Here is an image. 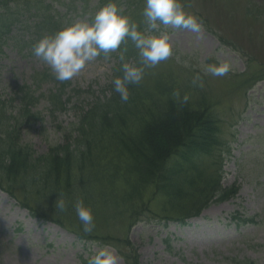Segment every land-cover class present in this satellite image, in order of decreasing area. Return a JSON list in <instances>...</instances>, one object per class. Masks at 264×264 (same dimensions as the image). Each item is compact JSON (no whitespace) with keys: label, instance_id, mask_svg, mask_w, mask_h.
<instances>
[{"label":"rangeland","instance_id":"374dc122","mask_svg":"<svg viewBox=\"0 0 264 264\" xmlns=\"http://www.w3.org/2000/svg\"><path fill=\"white\" fill-rule=\"evenodd\" d=\"M250 1L181 0L186 12L200 17L208 25L209 33L206 27L201 33L173 32L167 29L174 54H178L180 60L187 57L185 62L197 69L190 70L185 66L170 64L172 59L161 62L155 68L146 69L138 85V89L146 96H135L138 102H145L138 111L143 123L154 119L156 113L169 110L167 106L170 102H173L171 104L176 110H186L184 107L193 104L196 97L190 91V94L186 93L187 102L183 103V100L175 96V99L169 98L168 101L156 83L163 86L162 82L167 81L169 84L172 80L180 81L182 78L193 83V78L199 72L203 75V87L193 85L198 93H203L200 100L202 106H205L202 99L205 98L207 104H210L215 97L221 96L226 105L223 118L227 125L234 123L239 108L243 106L240 98L243 88L238 86L240 80L235 76L226 78L204 75L200 61L203 63L205 59L214 56L218 62H230L232 71L237 73L253 67L256 72L261 71L264 65V20L254 21L244 15V9ZM55 9L64 12L63 8L55 6ZM87 17L82 21H86ZM145 34L149 32L145 30ZM218 39L231 47L229 52L223 50L216 53L220 43ZM126 44L131 48L130 53L137 55L134 44L130 40ZM113 62H92L78 77L71 80L73 85L80 84L83 90L89 89L96 82V85L90 87L91 93L58 97L47 93L50 87H42L38 91L33 86L29 88L28 76L33 70H39L40 62H30L13 49H1L0 108L2 123L5 124L1 127H5L6 133L4 137L0 136V141L6 140L3 142L12 151L22 150L17 155L19 159L24 157L22 154H27L29 160L13 168L9 176L6 174L5 181L0 185L12 190L33 211H38V216L49 221L55 219L67 229L78 232L77 236L83 238L84 244H78L73 233H67L48 221L36 222L28 216L22 217L24 213L0 192V264H82L80 255L87 261V257L94 254L99 245L115 248L124 257L119 264H264V224H261V218L264 217V82L250 94V105L247 112L242 113L245 119L238 123L237 144L233 146L232 154L230 152L229 157H225L222 182L218 185V181L213 179L212 162L203 175L206 181L204 185L198 181V184L192 186L184 176L173 180L177 188L185 191L182 202L184 207L180 211L171 207L163 196L165 191L158 184H153L156 187L155 200L146 201L138 192L139 188H132L136 181L135 174L130 173L129 169L121 170L120 166L118 172L117 166H113L114 161H108L116 156L115 161L120 165L124 152L120 151L123 148L116 153L109 150L104 157L100 153H92L91 157L86 158L81 173H87L86 176L91 178L89 181H80L81 173L78 175L74 170L78 179L71 182L64 193L61 192V198L72 199L67 203L65 212H59L55 206H46L42 194L47 188L60 186L64 189L63 178L53 167L51 157L56 152L53 150L65 152L67 148L69 151L78 149L72 142L77 135L79 115L87 112L101 99L103 94L100 88L107 84L105 78L110 76ZM173 62L178 64L179 61ZM175 82L177 84L178 81ZM40 95L45 98L38 99ZM233 107H236V111L229 119ZM194 108L190 105V109ZM35 119H39V122ZM130 119L135 123L133 116ZM130 119L126 125H130ZM138 125L137 120L134 128ZM225 139L232 141L229 131H226ZM137 142L143 145V141ZM173 143L170 140L169 145ZM24 148H29L30 152L27 153ZM221 152L227 153L226 149ZM49 154L51 157H46ZM45 157L46 161L41 162ZM2 166H7L6 160ZM96 173L101 175L100 178L94 176ZM26 178H33L37 182L36 186L29 185ZM218 186L224 192L223 195H227L225 201L211 205L197 219L183 227L167 225L163 228L165 223H169L164 222L169 219L168 216L177 212L183 214L202 204V188L209 192ZM190 188H193L192 193L189 192ZM78 199H82L92 209L95 229L91 234L82 231L81 222L73 208ZM256 215H261L255 218L260 226L248 224L236 228L232 223L228 225L232 216L254 220ZM167 238L170 239V248L166 246Z\"/></svg>","mask_w":264,"mask_h":264},{"label":"trees","instance_id":"16d2710c","mask_svg":"<svg viewBox=\"0 0 264 264\" xmlns=\"http://www.w3.org/2000/svg\"><path fill=\"white\" fill-rule=\"evenodd\" d=\"M10 2L12 0H0V48L9 39L12 40L15 47L33 48L34 44L43 36L51 35L58 30V22L51 21L52 18L47 15L45 10L38 12V7L31 5L29 1L18 3L13 0L12 6L9 5ZM127 5L128 11L131 12L129 16L132 14V20L138 25L143 24L140 7L136 5L135 9L131 11L134 4L127 0ZM25 17L40 18V21L35 26L30 27L24 21ZM20 26L24 28L23 31L26 35H30L29 40L25 41L23 34L18 36L15 33L17 30L14 31L13 37L10 36L12 29ZM123 48L130 51L128 46ZM129 57H132V55L130 54ZM117 61L118 65L113 73L115 77L122 75L120 70L121 61L119 59ZM134 86L129 85L130 98L127 103L122 102L119 94L113 90V85L110 86L108 98L96 101L94 107L81 115L80 126L76 129L77 135L72 142L78 149L69 151L67 148L64 150L65 152L55 149L53 150L56 151L54 157H51V154L46 156L52 158L54 170L61 174L64 185V189L60 186H50L45 190L42 198L47 207L55 206L56 199L63 197V191L69 187L71 182L76 178L78 179L84 161L86 158L91 157L92 153H100L104 157L105 152L112 150L111 152L116 153L120 148H123L120 152L124 151L122 163L119 165L115 161L116 156L108 161H114L113 166H117L118 172L120 166L121 170L123 168H125V171L129 169L131 170L130 173L135 174L136 181L133 183L132 188H139L138 192L146 201L155 200L156 191L154 188L156 187L153 184H158L160 189L165 191L163 196L168 200L171 207L180 211L184 207L182 202H184L185 195L183 193L185 191L180 187L177 188L173 180H176V177L184 176L192 186L198 184V181L201 185L206 183L203 178L205 158L220 143V125L217 116L210 113L208 109L203 108L200 103L190 104L195 107L194 109H190L189 105L184 107L186 110H176L171 104L173 102H170L167 106L169 110H163L159 114L156 113L154 119L143 123V118L139 116L138 111L145 102H138L135 99V96L139 94L133 89ZM165 92L168 101L169 98L175 99L173 96L181 100L185 96L183 90L178 91L179 97L176 94H171V91H168L169 93ZM132 116L135 123H132L130 119ZM128 119L131 120L130 125H126ZM137 120L140 126L138 125L135 129L134 125ZM148 123L151 125H147ZM0 125L5 124L1 123L0 120ZM137 140L143 141V145L138 143ZM170 140L174 141L172 145H169ZM133 141L136 142L133 143ZM129 146L136 147L135 149H129L127 148ZM24 149L27 153L30 152L29 148ZM19 150L12 151L3 146L0 141V169L4 168L2 162L4 163L5 160L7 162L4 171L0 172V183L5 181L6 174L9 176V172L13 168H18L23 161L29 160L27 154H22L24 157L19 159L17 155L21 154L20 151H22ZM46 157L41 162L46 161ZM33 161H36V159ZM74 170L78 172V175L74 173ZM81 175V177L79 176L80 181L91 180L90 177L86 176L87 173H81ZM94 176L100 178L101 175L96 173ZM159 176H161L160 180L158 179ZM32 179L26 178L25 180L34 187L37 182ZM216 180L218 181L217 178ZM38 181L41 182L42 180ZM192 189L190 188L189 192L192 193ZM202 191L204 192V198L200 202L202 203L200 206L183 214H180V212L174 213V215L167 218L182 223L186 218L198 216L203 209L212 204L225 201V198H227V195H223L224 192L219 186L209 192L205 188H202ZM61 192L63 193L61 194ZM71 200L66 199L65 201L68 203ZM238 222L243 223L244 221L239 219Z\"/></svg>","mask_w":264,"mask_h":264},{"label":"clouds","instance_id":"9594fccd","mask_svg":"<svg viewBox=\"0 0 264 264\" xmlns=\"http://www.w3.org/2000/svg\"><path fill=\"white\" fill-rule=\"evenodd\" d=\"M143 23L147 31L139 30V25L128 15L123 14L114 0H109L94 15L91 22L77 21L51 35L43 36L33 48V55L46 65L59 82L70 81L78 77L92 62L103 56L110 59L111 53L121 51L122 76L112 79L113 90L119 94L122 102L130 98L129 85H139L146 69L155 68L161 62L174 56L170 33L173 31H190L201 33L205 30L204 21L184 9L181 0H144L142 10ZM130 40L137 49L136 62L126 61L122 44ZM179 60V57H177ZM187 67V62H184ZM230 62L221 61L215 64H204V75L224 77L232 71ZM193 84L203 87L200 74L193 78ZM179 97V92L176 93ZM188 97H183L187 102ZM63 198H57L55 209L59 212L67 210ZM76 216L81 222L82 231L91 234L95 229L92 209L82 199L73 205ZM124 259L115 248L99 245L97 251L89 255L87 264H119Z\"/></svg>","mask_w":264,"mask_h":264}]
</instances>
